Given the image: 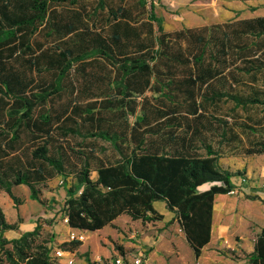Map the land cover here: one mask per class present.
<instances>
[{
    "label": "trees",
    "instance_id": "16d2710c",
    "mask_svg": "<svg viewBox=\"0 0 264 264\" xmlns=\"http://www.w3.org/2000/svg\"><path fill=\"white\" fill-rule=\"evenodd\" d=\"M153 1L143 18L147 0H0V191L19 205L14 186L39 201L70 177L61 215L88 232L163 201L198 258L240 174L219 159L264 154V15L166 31ZM39 230L0 234V264H53ZM247 260L264 264V227Z\"/></svg>",
    "mask_w": 264,
    "mask_h": 264
},
{
    "label": "rangeland",
    "instance_id": "374dc122",
    "mask_svg": "<svg viewBox=\"0 0 264 264\" xmlns=\"http://www.w3.org/2000/svg\"><path fill=\"white\" fill-rule=\"evenodd\" d=\"M115 1L126 5L138 0ZM153 2L154 12L162 20L166 31L178 29L184 23L196 25V20L207 24L223 22L226 21V14L230 11L242 18L264 15V0H154ZM149 8L150 0H147L145 12L139 10L136 16L146 18ZM154 27L156 28L155 25ZM239 112L243 113L241 110ZM249 112L257 114L264 112V109L251 108ZM70 143L75 145L72 138ZM95 143L106 147L107 152L111 153L109 143L102 140H96ZM219 163L232 172L240 171V174L234 176V180L249 187V194H243L241 197L255 196L252 193L264 196V187H261V183L264 182V154L250 156L225 154L219 159ZM95 176L96 173L92 171L91 177ZM242 178H246V181H242ZM70 183V177L64 185L62 177L55 176L39 186V201L29 198L30 191L27 186H14L13 193L22 201L19 205H14L11 198L0 191V207L5 220L15 224L14 229L0 232L1 236L10 239L24 231L32 230L35 226H40V237L53 238L52 251H55L61 248L62 242L70 240L71 234H80L83 240L81 245L72 251L73 264H107L110 258L118 254L127 257L142 254L149 264H247V257L255 237L254 231L264 226L263 205L245 202L242 215L237 210L235 217L227 220L232 223L227 236H222L220 231H217L212 238L211 246L203 248L200 256L196 258L185 241L174 212L168 210L163 201L153 203L154 208L162 214L161 220L143 222L122 214L111 224L97 231L88 232L69 228L61 215V210L67 196L66 187ZM206 187L208 185H203L201 189ZM255 197L259 199L258 196ZM248 218L255 223L246 222ZM67 257L65 255L61 258H53V264H67Z\"/></svg>",
    "mask_w": 264,
    "mask_h": 264
},
{
    "label": "crops",
    "instance_id": "0c3cea01",
    "mask_svg": "<svg viewBox=\"0 0 264 264\" xmlns=\"http://www.w3.org/2000/svg\"><path fill=\"white\" fill-rule=\"evenodd\" d=\"M226 16H227L226 21L232 20V19H237V18H242V17L235 16V13H233L231 11L228 12L226 14ZM194 22H195V20H194ZM196 22H197L196 25H188V23H184L179 28H181L182 26L195 27V26L209 25V24L204 23V22H198L197 20H196ZM217 22H221V21H217ZM217 22H212V23H217ZM263 172H264V170H263ZM248 180H249V177L247 178V182H248ZM232 182H233L235 188L237 189L236 195H231V194L227 193V194H216L214 197L210 241L203 248H209L208 246H211L210 244L212 242V238H214V235L217 234V231H220V234L222 236H227L229 228L232 225V223L227 222V220L235 217V213L237 210L240 212L239 214L242 215V207L245 205V202L261 203V205H263V207H264V201L261 200V199L264 200V196H262L261 194L252 193V195L258 196L259 199L251 200L249 198H243V196L241 197V195L249 194L248 193L249 187L247 185L236 182L234 180V177L232 178ZM249 221L254 222L252 219H249L246 222H249ZM261 228L262 227H259V228H257V230L254 231L255 236ZM254 239H255V237L253 238V242H254ZM253 242L251 245V251L250 252H252V250H253Z\"/></svg>",
    "mask_w": 264,
    "mask_h": 264
},
{
    "label": "built area",
    "instance_id": "2783aa9c",
    "mask_svg": "<svg viewBox=\"0 0 264 264\" xmlns=\"http://www.w3.org/2000/svg\"><path fill=\"white\" fill-rule=\"evenodd\" d=\"M242 181H246V178H242ZM261 187H264V182L261 183ZM237 193V189L234 187L233 189H231L228 194H235ZM64 221L66 222V219H64ZM70 240H83V236L80 234L74 235L71 234L70 236ZM69 240V241H70ZM65 255H67V264H73L74 263V259H73V254L70 251H64L62 249H57L55 251H51L50 252V256L51 258H61L64 257ZM107 264H149L146 260V258H144V256L141 254H137V255H133L131 257H127L124 255H116L112 258H110L109 262Z\"/></svg>",
    "mask_w": 264,
    "mask_h": 264
}]
</instances>
